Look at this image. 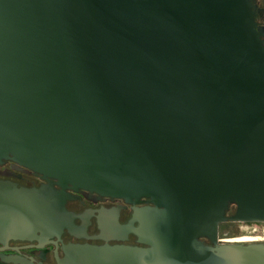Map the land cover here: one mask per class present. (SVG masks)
<instances>
[{
  "label": "water",
  "instance_id": "95a60500",
  "mask_svg": "<svg viewBox=\"0 0 264 264\" xmlns=\"http://www.w3.org/2000/svg\"><path fill=\"white\" fill-rule=\"evenodd\" d=\"M261 34L252 0H0V161L62 187L0 198L25 215L49 195L56 218L65 188L154 204L147 247L73 248L88 264H264V242L219 240L264 222Z\"/></svg>",
  "mask_w": 264,
  "mask_h": 264
},
{
  "label": "flooded vegetation",
  "instance_id": "af4514ba",
  "mask_svg": "<svg viewBox=\"0 0 264 264\" xmlns=\"http://www.w3.org/2000/svg\"><path fill=\"white\" fill-rule=\"evenodd\" d=\"M252 5L257 29L264 40V0H252ZM50 182L56 189L62 190L55 179L44 178L13 159L0 161V183L15 186L16 189L35 190ZM65 192L66 215H58L57 218L53 198L49 195L45 201L38 199L43 202L41 206L36 203L35 207L24 209L25 215L21 214L23 209L8 208L5 200L0 198V264H88L86 254L73 248L148 246L140 242L132 230L140 225L134 220L136 210L154 206L147 198L134 203L85 189L65 188ZM233 213L234 209L227 215ZM55 222L59 223L57 227ZM235 223L231 220L224 223L223 231L219 232L220 242L231 241L223 237L231 233ZM204 241L210 243L207 239Z\"/></svg>",
  "mask_w": 264,
  "mask_h": 264
},
{
  "label": "rangeland",
  "instance_id": "374dc122",
  "mask_svg": "<svg viewBox=\"0 0 264 264\" xmlns=\"http://www.w3.org/2000/svg\"><path fill=\"white\" fill-rule=\"evenodd\" d=\"M263 235H264V222H261V223L260 222H236L231 233L228 235H225L223 238L244 239V240H241V242L248 243V242H253V241H264Z\"/></svg>",
  "mask_w": 264,
  "mask_h": 264
},
{
  "label": "bare ground",
  "instance_id": "6f19581e",
  "mask_svg": "<svg viewBox=\"0 0 264 264\" xmlns=\"http://www.w3.org/2000/svg\"><path fill=\"white\" fill-rule=\"evenodd\" d=\"M260 223H261V222H260ZM239 224H240V223H239ZM257 226H258V225H257ZM257 226H256V227H257ZM240 227H241V226H240ZM259 227H260V226H259ZM246 228H247V227H246ZM255 231H256V230H255ZM255 231H254V232H255ZM242 235H243V234H242ZM250 235H251V234H250ZM251 236H252V235H251ZM263 236H264V235H263ZM241 240H244V239H237V238H236V239H231V241H241ZM257 240H258V239H257Z\"/></svg>",
  "mask_w": 264,
  "mask_h": 264
}]
</instances>
